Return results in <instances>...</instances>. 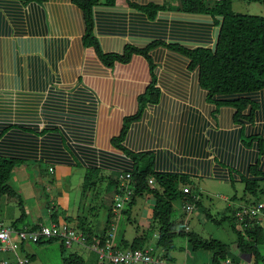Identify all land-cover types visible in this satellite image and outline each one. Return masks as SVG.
<instances>
[{
	"label": "crops",
	"instance_id": "crops-1",
	"mask_svg": "<svg viewBox=\"0 0 264 264\" xmlns=\"http://www.w3.org/2000/svg\"><path fill=\"white\" fill-rule=\"evenodd\" d=\"M148 3L167 4L171 7L161 12L160 16L163 17L158 20L162 19L164 22H152L144 16H139L138 13H133L134 10L130 6V4ZM180 7L178 0H117L115 8L105 5L97 7L96 24L93 30L103 52L120 53L126 43L144 46L153 39L176 41L193 46L214 45L217 29L205 22L200 15L183 13L179 10ZM118 13L125 15V18L122 17V22L113 21ZM177 20L186 24H204L208 27L195 30L191 29V25L173 35V24ZM84 29L83 13L72 3V0H48L42 4L25 3L24 0H0V125L25 128L39 125L43 129L51 121L59 125L66 124L72 136L80 137L81 140L78 142L91 143L97 148L105 147L106 136L117 135L122 127L123 118L136 111V99L148 85L149 68L145 60L139 56H135L131 64H115L113 68L106 67L93 48L84 47L82 42ZM118 29L123 30L122 33ZM159 82L158 87L161 85L163 87L160 102L149 106L143 117L132 125L127 135V148L133 152L151 151L158 160L161 156L166 157L175 170L187 174L196 184L198 191L197 189L194 191L198 193L201 203L204 194L217 193L215 189L224 187L223 184L235 186L230 182L229 168L234 169L231 175L236 184H242L239 172H245L239 170L240 165H236L235 162L239 160L241 166L246 168L244 163L248 159L247 156L249 153L252 156L254 151L240 145V138H238L240 127L230 124L231 120L225 121L222 110L212 112L216 108L207 101L205 92L198 88L197 82L188 81L187 88L184 89L179 87L174 89L170 86L171 83L163 80ZM182 84L186 83L182 82ZM85 97L86 100L82 102L80 99ZM250 97L259 105V109L256 111L254 124H243L244 134L260 135L264 138V90L253 93ZM78 106L82 107V110L77 111ZM209 106H212L210 111ZM187 117L193 121L184 124ZM111 126L115 128H110ZM220 129L225 130L229 135L233 133L237 136L235 145L232 146L235 149L227 148L224 144L217 143L215 137L213 138V134L217 135ZM187 131H190V134L195 131L193 139L197 141L199 137H202L205 144L204 151L208 155V169L205 170L200 166V162L206 159L187 151L188 145L185 140L190 135L186 134ZM89 138L91 140L87 141ZM228 157H234L233 161L230 162ZM54 165H49L50 174H54ZM21 167L22 165L15 167L12 173L16 179L19 174L24 175V172H20ZM75 168L86 171L84 167ZM236 168L238 170L234 172ZM50 169H53V172H50ZM260 169L264 172V156L261 157ZM119 173L118 170H111L105 175L115 177ZM199 188L202 190L200 191ZM225 193L222 196L226 202L224 210L228 207L234 209L248 205L237 194L229 191ZM108 194L112 201L114 193L107 192ZM142 199L144 203L139 214L142 226L149 227L154 198L146 195ZM68 209H63L64 219L70 217L75 220L76 217H81ZM112 209L114 212V206ZM199 211L192 215L191 219L194 217L199 219ZM180 213L182 216L183 208ZM109 216L110 209L103 229L101 228L95 236L92 230V239L98 240V237L106 232L110 226H108ZM34 219L35 222L29 224L28 228L36 224L54 223L51 212L43 214L40 211ZM115 220L116 216L113 222ZM119 220L120 217L118 223ZM194 233L199 234V232ZM210 233L209 238L220 241L226 238L232 239L225 229L224 231L210 229ZM136 235L125 240L130 242ZM118 238L117 233L116 244L120 241ZM95 242L92 245L98 244ZM185 244L187 251L183 256L184 264H213L212 252L192 251L187 240ZM230 247L234 254L239 255L236 241ZM190 250L194 254L189 253ZM171 260L179 264L175 259ZM241 262L254 264V259L241 255ZM97 264L112 263L100 262L97 256Z\"/></svg>",
	"mask_w": 264,
	"mask_h": 264
},
{
	"label": "trees",
	"instance_id": "trees-1",
	"mask_svg": "<svg viewBox=\"0 0 264 264\" xmlns=\"http://www.w3.org/2000/svg\"><path fill=\"white\" fill-rule=\"evenodd\" d=\"M47 1L24 0L25 3L39 4ZM178 1L181 4L180 11L189 15H200L205 22L212 24L217 29L214 45L193 46L176 41L167 42L153 39L144 46H137L131 42L126 43L120 53L103 52L93 30L96 24V10L99 5L115 8L117 0H72V3L83 13L85 32L82 42L84 47L93 48L99 60L108 68H113L115 64L128 65L131 64L135 56L142 57L149 68L148 85L136 99L135 113L123 118L122 127L117 135L103 137L108 142L105 147H93L91 143L81 144L78 142L81 140L80 137L72 136L69 127L65 126L66 124L59 125L52 121L43 129L39 125H31L26 128L24 126L0 125V199L17 196L16 191L7 182L15 167L30 161L41 162L47 166L66 164L72 167H84L86 174L81 188L83 194L93 189L96 190L100 183H107L106 191L114 193L112 207H115V195L121 194L119 174L130 173V189L133 190V196L127 203L134 204L137 197L153 196L151 223L144 230L137 227V235L132 241L128 242L122 238L116 244L115 250H144L151 244L149 234L152 231L154 236L157 234L155 254L162 255L161 257L174 264L177 263L170 259L169 253L174 249V240L178 236L187 238L192 251L207 250L212 252L213 264H221L228 258L240 263L241 255L250 256L254 259V264H257L263 260L259 246L264 245V229L258 222V217L248 220L245 226L244 223H239L236 216V212L241 206L234 209L228 207L221 214L206 213L209 220L216 226L230 222L232 230L237 235L236 246L239 255L232 252L229 244L192 232L189 226L191 217L199 211L198 208L201 206L200 197L193 198V194L198 195L194 191L196 189L198 191L196 184L190 180L187 174L175 170L166 157L161 156L158 160L151 151L133 152L126 146L127 135H129L132 125L143 117L149 106L160 102L163 89L162 85L158 87L160 80L171 83L170 86L174 89H176L175 87L187 88L188 81L193 80L197 82L198 88L205 92L207 101L215 106L216 109H213L212 112L216 113L222 110L225 121L231 120L230 124L240 127L238 133L240 145L254 151L252 156L250 153L247 156L248 159L244 163L246 168L241 166L239 160L235 162L236 165H240L239 170L245 172H239L240 182L244 187L241 198L248 203L243 206L264 204L262 201L264 172L260 169L261 157L264 156V138L260 135L247 136L244 134L243 126L244 123H255L256 111L259 109V105L251 99L250 95L264 90V16L237 14L232 9V0ZM248 1L257 2L264 7V0ZM130 6L134 10L133 13H138L139 16H144L152 22L161 21L159 23L164 22L162 19L158 20L163 17L160 16L161 12L171 9L167 4L158 5L156 3L130 4ZM122 17L125 18V15L118 13L113 21L122 22ZM132 19L134 20V18ZM173 25V35L177 34L180 29L188 28L191 25V29L195 30L208 27L198 23L186 24L180 20H177ZM118 30L121 33L123 31ZM182 82L186 84H182ZM216 97L218 98L216 99ZM80 100L83 102L86 97ZM212 106H209V111ZM223 106L224 108H222ZM78 108L77 111L82 110V107L78 106ZM90 121L92 120L90 119ZM190 121L193 119L187 117L184 124H189ZM110 128H115V126ZM215 128L218 129V127ZM194 133L195 131L191 135L190 131L186 132L187 135L190 134L185 140L188 145L186 148L189 153L201 155L203 159H206L200 162L201 168L206 170L209 168V162L208 155L204 151L205 144L202 137H199L198 141L193 139L195 138ZM233 136V133L229 135L223 129H220L217 135L213 134L217 143L235 149L232 146L235 145L237 136ZM90 140L89 138L87 141ZM233 158L228 157L227 159L232 162ZM111 170H118L120 173L115 177L105 175ZM229 170L230 182L234 186L236 181L231 175L234 169L229 168ZM150 180H153V184L149 183ZM186 187L190 188L193 194H185ZM254 198L257 199L256 202L253 201ZM175 204L179 205L180 211L183 208L182 216L181 213L180 217L177 216L179 218L175 216L177 211ZM187 205L196 207V212L190 217L185 211ZM112 207L108 221V226H110L101 237H98V240L92 239V228L82 217H76L75 220L67 217L65 219L67 222L64 224L84 232L88 236L89 245L96 241L100 247H105L107 234L116 221L112 220L114 216ZM123 212L128 211L123 210ZM56 215L55 212L51 214L52 221L54 224L62 225L59 224ZM28 226L26 213L22 210L21 216L13 222L12 227L23 230ZM39 227L40 225L36 224L29 229L37 230ZM55 241L61 240H40L37 243L45 244ZM84 248L89 249L88 247ZM65 261L66 264H86L81 254L77 253L70 255Z\"/></svg>",
	"mask_w": 264,
	"mask_h": 264
},
{
	"label": "rangeland",
	"instance_id": "rangeland-1",
	"mask_svg": "<svg viewBox=\"0 0 264 264\" xmlns=\"http://www.w3.org/2000/svg\"><path fill=\"white\" fill-rule=\"evenodd\" d=\"M232 1V9L237 14L264 16V7L257 2H250L248 0ZM25 164H22L20 168V172H24V175L19 174L18 179H16V176L13 174L7 182L16 191L17 196L2 197L0 199V223L4 227H12L13 222L21 216L22 210L26 213V223L30 225L35 222L34 218H37V213L40 211L43 214L55 212L59 224H64L67 221L62 217L63 209L69 208L68 211L79 214L85 221L89 224L91 223L94 236L97 235L101 228L103 229L110 206L112 205L109 194L107 195L105 189L107 183H100L97 185L96 190L93 189L83 194L81 185L86 174L84 169L54 165L53 168L56 171L54 170V174H50L48 171L49 166L46 164L34 161ZM223 185L224 187L215 189L217 193H206L203 195L204 199L199 209L200 218L194 217L191 219L189 226L192 232H199L202 237L206 238L211 235L210 229H219L221 231L225 229L232 239L226 238L221 241L232 245L237 240V235L232 230L230 222H224L221 227L216 226L206 215V213L213 215L224 211L226 202L222 199V196L226 194V191L237 194L240 198L243 196V184H235L234 187L228 184ZM253 201L256 202L257 199L254 198ZM262 201L264 202V196L262 197ZM143 203L144 199L137 197L135 205L130 206L128 203L124 205L123 209L128 212L122 214L123 209L114 212L116 217H120L116 232V234L118 233L119 240L122 238L131 239V237L137 234V227L142 230L148 228L145 225L142 226L139 214ZM175 208L177 210L175 216L177 217L180 215V207L178 204H175ZM115 216H113L112 220H114ZM258 222L264 229V214L258 217ZM150 232V246L156 248L157 234L154 236L153 232ZM13 239L23 248L18 251V256L20 258L28 257L30 260L28 264H66L65 259L75 253L81 254L86 264H97V254L81 246L73 245L71 248H68L65 244L61 243L62 241L45 244L32 243L30 240L21 242L16 235H13ZM186 240L185 236L176 237L174 240L175 247L169 253V257L175 259L179 264H184L183 256L185 251H187V247L185 246ZM259 252L263 260L257 264H264V245L259 246ZM12 253L0 252V264L3 261L16 264L14 254ZM189 253L194 254L191 250ZM242 262L240 261V264H245Z\"/></svg>",
	"mask_w": 264,
	"mask_h": 264
},
{
	"label": "built area",
	"instance_id": "built-area-1",
	"mask_svg": "<svg viewBox=\"0 0 264 264\" xmlns=\"http://www.w3.org/2000/svg\"><path fill=\"white\" fill-rule=\"evenodd\" d=\"M53 172V169H50ZM131 174L130 173H120L119 174V186L121 194L115 195V207L114 212L124 208V205L129 202L133 196V190L130 189ZM150 184H153V180H150ZM201 191L202 189L199 188ZM184 193L191 195L192 190L188 187L184 189ZM194 199H198V195L193 194ZM124 210V209H123ZM185 211L190 217L196 212V207L194 205H187ZM261 214H264V204L258 203L253 206H241L236 212L237 219L239 223H244L251 219H256ZM117 221L116 217L115 223L112 225L111 231L107 234L105 247H100L98 244L89 245L88 236L81 231L75 230V228L69 226L68 224H50V225H40L39 229L32 230L29 228H24L23 230H17L14 227H4L0 223V252H13L16 264H27L29 263L28 257L20 258L18 256V251L21 250V246L16 243L13 239V235H16L21 242L30 240L32 243H37L40 240H52L59 239L66 244L67 247L73 245H81L83 247H88L90 250L95 251L98 254L100 262L109 261L112 264H174L166 259L157 256L155 254V248L149 246L144 250H115L116 248V231H117ZM13 239V240H12ZM1 264H10L7 261H3ZM221 264H240L234 262L232 259L228 258Z\"/></svg>",
	"mask_w": 264,
	"mask_h": 264
},
{
	"label": "bare ground",
	"instance_id": "bare-ground-1",
	"mask_svg": "<svg viewBox=\"0 0 264 264\" xmlns=\"http://www.w3.org/2000/svg\"><path fill=\"white\" fill-rule=\"evenodd\" d=\"M159 253H161V252H159ZM159 256H160V255H159ZM161 256H162V255H161ZM161 256H160V257H161ZM162 258H164V257H162Z\"/></svg>",
	"mask_w": 264,
	"mask_h": 264
}]
</instances>
